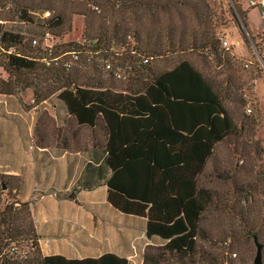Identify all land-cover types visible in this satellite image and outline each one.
Returning a JSON list of instances; mask_svg holds the SVG:
<instances>
[{
    "label": "trees",
    "instance_id": "obj_1",
    "mask_svg": "<svg viewBox=\"0 0 264 264\" xmlns=\"http://www.w3.org/2000/svg\"><path fill=\"white\" fill-rule=\"evenodd\" d=\"M206 1L0 0V9L9 6L22 24L41 28L40 33L22 34L0 27V93L12 94L15 85L23 86L33 90L34 101L41 102L59 92L58 100L74 125L103 139L94 146L103 159L101 165H88L74 192L106 185L113 208L125 216L147 219V237L159 242L146 248L144 264H230L225 252L210 249L218 244L204 227L212 214L239 216L247 238L255 242L257 237L264 246V225L252 222L259 212L234 204L248 191L262 187L264 170L242 171L257 178H251L247 186L233 183L231 205L228 196L206 185L214 178L223 183L233 179L228 172L213 168L208 174L206 170L219 145L243 140V121L228 108L242 103L238 86L229 76L216 81L185 59L161 72L152 67L157 60L187 53L225 66L223 40L217 24L212 25L214 17ZM234 4L247 28L246 14L239 2L234 0ZM179 6L191 11L197 30L150 24L160 12ZM37 10L49 11L50 18L43 19V13L37 17ZM72 15L85 18L86 31L80 42L65 39ZM45 33L50 35L47 43L40 40L33 46L32 39ZM83 59L98 64L115 80H126L129 87L82 77L76 65ZM232 60L228 57L226 61L230 67ZM236 153L248 161L260 160L256 147L243 146ZM12 178L0 174V264H129L112 254L83 261L40 258L30 205L14 192L18 187L8 183ZM219 245L225 248L228 244L221 241Z\"/></svg>",
    "mask_w": 264,
    "mask_h": 264
},
{
    "label": "rangeland",
    "instance_id": "obj_2",
    "mask_svg": "<svg viewBox=\"0 0 264 264\" xmlns=\"http://www.w3.org/2000/svg\"><path fill=\"white\" fill-rule=\"evenodd\" d=\"M161 1L167 3L170 0ZM236 1L240 3L242 12L246 14L247 28L237 13L234 0L206 1L211 11L210 14L214 17L212 25L217 24L216 29L220 33L219 36L223 43H228L227 46L222 44V49L225 52L226 61L228 57L233 59L232 68L226 61L225 66H220L218 61L211 58H201L197 53H187L183 56L157 60L152 66L156 71L161 72L172 68L176 62L185 59L207 75L215 78L216 81L227 79L229 76L234 86H238V95H240L242 103L228 105V108L238 114L243 121L245 126L243 140L236 145L231 144L233 141L219 145L216 148L213 163H210L206 170L208 174H211L214 171L213 168H216L217 171L228 172L233 178L226 183L215 178L206 181L209 188L216 189L221 195L228 196L231 200L230 205L235 197L232 188L233 183L237 181V183H245L247 186L251 178L253 180L257 178L253 173H243L242 171L253 170V168L256 171L264 170V8L251 7V1L257 2L259 0ZM1 9L2 16L10 19V21H15V23L11 22L8 25V30L22 34L41 32L39 24H22L13 15L12 11L14 10L11 7L6 6V8ZM34 13L40 17L43 12L37 10ZM155 18H151L150 24H155L156 27L174 24L178 29L186 27L197 30L199 28L191 11L182 6L174 7L168 12L162 11ZM141 21L144 23L145 20ZM67 24L71 26V30L65 39L70 42L82 41L86 31L85 18L72 15ZM253 38L261 47L263 55L257 51ZM241 48L244 49V53L240 51ZM245 54L247 55L244 56ZM76 67L79 68L77 70L84 78L108 81L107 83L111 85L114 83L113 85L119 88L129 85L126 80L113 79L110 73L96 63H87L83 59V62ZM58 94L59 92L50 94L46 100L36 102L33 100V90L24 89L23 86L15 85L12 94L0 93V174L13 177L8 180V183L13 187H18L21 179L17 177V171L25 170L27 179L31 180L35 167L34 171L37 179L40 178V183L36 185L33 197L29 199L34 204L47 201L55 194L58 198L74 199L76 195L73 193L72 186L78 176L79 168L77 169V166L79 167L86 159L95 156L91 132L86 128H77L74 125L67 115L64 105L58 100ZM240 123H238L239 126ZM243 146L248 150L253 147L260 150V160L248 161L240 157L236 152L240 153ZM67 155L71 157L70 162L73 169L70 168V170L67 168L70 164V162L68 164V158L66 160ZM260 180L262 187L259 186L260 188L257 187L248 191L234 204L239 207L243 204L258 211L259 216L254 217L252 222L261 226L264 225L263 175L260 176ZM12 195L13 198L19 200L14 192ZM204 227L218 243L212 245L213 249L210 248L212 252H225L230 264H254L257 247L253 239L247 238L239 216L238 218L228 215L222 217L218 214H212L206 218ZM137 234L140 235L141 232L134 233L129 230H122L121 254L127 255L129 253L126 250V241L133 239ZM229 236L237 237L238 240L235 238L230 241ZM221 241L227 242L228 245L225 248L221 247L219 245ZM261 241L264 243V230L261 232ZM144 243L145 237L135 241V245H141L142 248ZM133 260L136 264H141L140 251H137V256ZM262 260L264 262V246L262 248Z\"/></svg>",
    "mask_w": 264,
    "mask_h": 264
},
{
    "label": "crops",
    "instance_id": "obj_3",
    "mask_svg": "<svg viewBox=\"0 0 264 264\" xmlns=\"http://www.w3.org/2000/svg\"><path fill=\"white\" fill-rule=\"evenodd\" d=\"M240 51L244 53L243 48ZM64 109L67 113L66 108ZM91 136L93 146L103 142L99 135ZM94 155V158H88L82 165L77 166L79 172L72 186L76 197L72 200L70 198H58L55 194L47 201L34 204L29 199L33 197L36 185L40 183V178L37 179L34 171L35 167L31 180L27 179L25 170L17 171V177L21 179V182L14 192L19 195L22 203H29L31 206L38 235L39 256L40 258L61 257L68 261H83L99 259L104 255L112 254L127 259L129 264H136L133 258L137 256V251H140L141 264H144L146 248L159 242L156 238L149 239L147 237V219L125 216L113 208L108 201L109 193L106 185L92 191L74 192L76 183L84 175L88 165H91L92 168H98L101 165L103 161L101 156L96 153ZM67 158L69 164L71 157L67 155L66 160ZM71 166L70 162L67 168L73 169ZM96 180L95 177L93 182ZM123 229L134 233L141 232L140 235L137 234L133 239L126 241V250L129 252L127 255L121 254V232ZM144 237L143 248L141 245H138L139 247L135 245V241Z\"/></svg>",
    "mask_w": 264,
    "mask_h": 264
},
{
    "label": "built area",
    "instance_id": "obj_4",
    "mask_svg": "<svg viewBox=\"0 0 264 264\" xmlns=\"http://www.w3.org/2000/svg\"><path fill=\"white\" fill-rule=\"evenodd\" d=\"M65 1H68V2H75V1H78V0H65ZM250 5H251L252 7H261V8H264V0H259V1H257V2H255V1H251V4H250ZM94 9L97 10V8H94ZM0 13H1V9H0ZM50 16H51V13H50L49 11H45V12L43 13V15H42V18H43V19H48V18H50ZM9 24H10V22H9L8 20H6V18L0 16V27H1V28H3V29H5V30L9 31V30L7 29V27H8ZM49 38H50V35H49L48 33H45V34H44V37H42V38L34 37V38L32 39V44H33V46H37V45L39 44V41H40V40H44V41L47 43V40H48ZM223 44H224V46H227V45H228V43H226V42H224ZM8 53H9V54H12L13 51H9ZM66 66H67V67H70V64L67 63ZM107 68L109 69L110 66H108ZM249 112H251V111H249Z\"/></svg>",
    "mask_w": 264,
    "mask_h": 264
},
{
    "label": "water",
    "instance_id": "obj_5",
    "mask_svg": "<svg viewBox=\"0 0 264 264\" xmlns=\"http://www.w3.org/2000/svg\"><path fill=\"white\" fill-rule=\"evenodd\" d=\"M3 190H7L6 186H3ZM255 245L257 247V255L256 258L254 260V264H264L263 260H262V248L263 245L259 243L257 237H255Z\"/></svg>",
    "mask_w": 264,
    "mask_h": 264
}]
</instances>
